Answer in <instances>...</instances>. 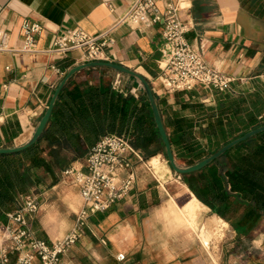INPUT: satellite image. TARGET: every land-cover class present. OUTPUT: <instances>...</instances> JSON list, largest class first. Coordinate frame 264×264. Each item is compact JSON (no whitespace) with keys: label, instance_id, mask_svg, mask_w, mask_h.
<instances>
[{"label":"crops","instance_id":"0c3cea01","mask_svg":"<svg viewBox=\"0 0 264 264\" xmlns=\"http://www.w3.org/2000/svg\"><path fill=\"white\" fill-rule=\"evenodd\" d=\"M133 1L0 0V26L10 30L12 48L0 53V147L22 144L32 136L58 83L71 67L84 62L79 50L67 55L48 51L57 36L75 26L98 34L111 27ZM175 1L181 5L180 17L191 23L188 39L209 64L235 76L227 92L253 91L264 83V0ZM159 6L163 8L162 0ZM25 18L45 26L31 51L20 49ZM162 31V23L147 27L118 24L112 31L116 41L107 48L110 60L150 80L165 117L174 112L188 114L182 106L185 102L213 100L215 105L223 92L202 85L172 92L163 86L158 77L164 46ZM136 82L129 78L122 86L112 68L87 67L73 74L63 89L75 92L98 87L137 95ZM63 152L70 161L65 168L83 165L85 157L74 159L71 151ZM145 163L135 161L136 183L127 197L106 211L90 215L82 235L65 254L66 263L225 264L208 246L209 229L222 217L207 215L204 209L211 208L188 185L185 202L179 205L178 194L168 188L169 180L152 175ZM64 169L54 166L53 173L47 171L48 175L43 174L33 186L41 203L32 219L33 229L38 237L49 241L62 238L74 227L76 214L84 204L77 187L63 176ZM41 170L46 169L41 167L38 173ZM197 218L207 228L203 232L207 252L197 240L198 232L187 224H195ZM262 227L263 223L251 240L257 254L264 255ZM119 253L125 254L123 260L118 259ZM254 264H264V256L257 257Z\"/></svg>","mask_w":264,"mask_h":264},{"label":"trees","instance_id":"16d2710c","mask_svg":"<svg viewBox=\"0 0 264 264\" xmlns=\"http://www.w3.org/2000/svg\"><path fill=\"white\" fill-rule=\"evenodd\" d=\"M182 106L198 116L162 114L176 159L192 164L264 123V83L253 91L223 92L215 105L185 102ZM109 132L128 135L145 158L166 154L144 93L63 89L41 138L25 150L0 154V221L36 185L39 168L53 173L54 166L65 167L70 161L64 150L71 151L74 159L86 157ZM202 138L208 140V148ZM182 177L199 200L231 224L238 239H252L264 222V131Z\"/></svg>","mask_w":264,"mask_h":264},{"label":"built area","instance_id":"2783aa9c","mask_svg":"<svg viewBox=\"0 0 264 264\" xmlns=\"http://www.w3.org/2000/svg\"><path fill=\"white\" fill-rule=\"evenodd\" d=\"M159 1L134 0L111 27L98 34H91L80 26L70 28L57 36L48 51L67 55L79 50L84 62L110 60L107 48L116 41L112 35L115 26L128 23L147 27L162 23L164 46L158 77L168 91L192 90L198 85L220 92L231 90L235 76L209 64L188 39L191 23L180 17V3L162 0L164 6L160 8ZM2 9L0 4V12ZM44 27L39 21L25 18L20 49L34 50L37 35ZM9 39L10 30L0 26V53L12 49ZM136 160L144 158L130 137L109 132L92 146L83 165L66 167L63 176L77 187L84 204L77 212L74 227L53 241L38 237L33 229L32 219L41 207L38 195L33 191L23 194L18 207L7 212L5 221H0V264H67L64 256L82 235L90 215L108 210L133 189L137 178ZM124 258V253L118 254V259Z\"/></svg>","mask_w":264,"mask_h":264},{"label":"water","instance_id":"95a60500","mask_svg":"<svg viewBox=\"0 0 264 264\" xmlns=\"http://www.w3.org/2000/svg\"><path fill=\"white\" fill-rule=\"evenodd\" d=\"M87 67L112 68L116 72L117 78L120 82V85L122 86L127 83L129 78H134L135 80L138 81L139 86H138V89L136 90V94L144 93L147 96L156 126L158 128L160 137L165 146V152H166L167 159L171 167L175 170V172L180 175L185 174V173L194 172V171L204 168L206 165L210 164L212 161L222 156L225 152H227L229 149L233 148L240 142L247 140L251 138L252 136L264 131V123H263L257 127H254L246 131L242 135L237 136L236 138L230 140L229 142L223 144L216 151L212 152L211 154L204 157L203 159L195 163L189 164V165H180L177 162L176 154L174 152V149H173V146H172V143H171V140H170L167 128H166V124H165L164 117H163V114L160 108L159 100L156 96V93L152 87L150 80L144 74L122 63L111 61V60H92V61H86V62H82V63L74 65L64 75V77L61 79V81L56 86L54 93L49 101V104L44 114L42 115L39 123L37 124L32 136L26 142L22 144L0 147V154L1 153H15V152L25 150L38 141L41 138L51 118L56 101L61 91L66 86L67 82L69 81V79L71 78L73 74Z\"/></svg>","mask_w":264,"mask_h":264},{"label":"rangeland","instance_id":"374dc122","mask_svg":"<svg viewBox=\"0 0 264 264\" xmlns=\"http://www.w3.org/2000/svg\"><path fill=\"white\" fill-rule=\"evenodd\" d=\"M136 83L137 87L135 88V92L139 86L138 81ZM212 101L213 100H194V102H201L206 104L207 106L213 105ZM172 102H174V100H172ZM178 107L179 105H176V108ZM168 110L175 111V109L173 108H169ZM185 112L195 117L198 116V114H194V112L192 113V111L189 109H187ZM202 143L206 146V148H208V140L206 138H202ZM142 156L144 158L142 163L144 161L146 162L145 168L152 175H155L162 180H169L168 182L170 185L168 186V188L170 189V192H175L176 194H178V203L179 205H182L187 197L188 189L186 188V185L188 184L184 181L182 175L176 173L175 170L171 167L166 154L164 152H159L149 158H145L144 152H142ZM154 156H157V158L155 160H152V157ZM177 162L180 165H189L187 164V162L182 160L177 159ZM64 168L65 167H63V169ZM40 172V176H43V174L48 175L47 170H41ZM30 191L37 193L33 189V187L28 192ZM204 210L207 211V215L210 214L213 216L214 214H216L210 211L208 208H205ZM218 221L219 222L216 221L213 228L209 229L211 237L209 239L210 243L208 245L211 246L212 251L216 253L215 256L217 260L222 261L225 264H254L257 257L262 258L264 256L261 253L257 254V251L251 239H238V237L236 236V231L233 229L230 223L226 224L220 219H218ZM187 224L191 226L194 230H196V232H198L196 235L197 240L201 248L206 249L207 252L208 246L204 243L203 240V232L207 229L205 225L203 223L200 224L198 218L195 224L192 222H187ZM261 230L264 231V222Z\"/></svg>","mask_w":264,"mask_h":264},{"label":"bare ground","instance_id":"6f19581e","mask_svg":"<svg viewBox=\"0 0 264 264\" xmlns=\"http://www.w3.org/2000/svg\"><path fill=\"white\" fill-rule=\"evenodd\" d=\"M222 222L226 223V224H229V222H227L226 220L222 219V218H219Z\"/></svg>","mask_w":264,"mask_h":264}]
</instances>
